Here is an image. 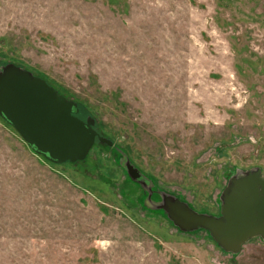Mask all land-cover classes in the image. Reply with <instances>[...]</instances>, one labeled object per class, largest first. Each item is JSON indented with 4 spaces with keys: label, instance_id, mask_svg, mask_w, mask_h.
<instances>
[{
    "label": "rangeland",
    "instance_id": "374dc122",
    "mask_svg": "<svg viewBox=\"0 0 264 264\" xmlns=\"http://www.w3.org/2000/svg\"><path fill=\"white\" fill-rule=\"evenodd\" d=\"M8 64L111 144L53 162L0 116V264H264L262 237L228 251L160 207L219 216L264 178V0H0Z\"/></svg>",
    "mask_w": 264,
    "mask_h": 264
},
{
    "label": "water",
    "instance_id": "95a60500",
    "mask_svg": "<svg viewBox=\"0 0 264 264\" xmlns=\"http://www.w3.org/2000/svg\"><path fill=\"white\" fill-rule=\"evenodd\" d=\"M77 110L75 101L29 70L14 64L0 69V116L49 160H82L96 139L111 144L94 129V121L79 118ZM221 199L219 216L197 213L169 195L163 196L160 207L184 230L207 229L228 251H239L251 237L264 239V178L259 169L232 176Z\"/></svg>",
    "mask_w": 264,
    "mask_h": 264
},
{
    "label": "trees",
    "instance_id": "16d2710c",
    "mask_svg": "<svg viewBox=\"0 0 264 264\" xmlns=\"http://www.w3.org/2000/svg\"><path fill=\"white\" fill-rule=\"evenodd\" d=\"M78 107V106H77ZM77 116H78V114H79V111H77L76 113H75ZM80 116V115H79ZM81 118V117H80Z\"/></svg>",
    "mask_w": 264,
    "mask_h": 264
}]
</instances>
